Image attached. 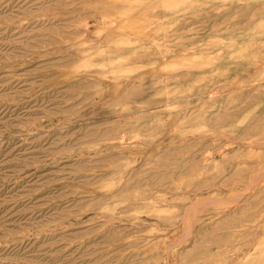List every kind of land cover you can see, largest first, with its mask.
<instances>
[{"label": "rangeland", "instance_id": "obj_1", "mask_svg": "<svg viewBox=\"0 0 264 264\" xmlns=\"http://www.w3.org/2000/svg\"><path fill=\"white\" fill-rule=\"evenodd\" d=\"M0 264H264V0H0Z\"/></svg>", "mask_w": 264, "mask_h": 264}]
</instances>
